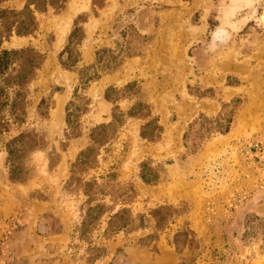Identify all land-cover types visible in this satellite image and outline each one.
<instances>
[{
  "label": "rangeland",
  "instance_id": "rangeland-1",
  "mask_svg": "<svg viewBox=\"0 0 264 264\" xmlns=\"http://www.w3.org/2000/svg\"><path fill=\"white\" fill-rule=\"evenodd\" d=\"M25 2L0 6L19 10ZM78 15L85 19L79 60L65 69L58 55ZM35 16L33 34L0 42V49L33 46L44 55L29 85L25 123L0 135V264H178L181 258L186 264H264L261 236L241 239L245 217L264 216V0H104L95 10L92 0H66L62 9L48 6ZM103 48L122 63L79 89L90 104L79 136L68 139L65 106L78 85L76 69L93 65ZM133 81L134 91L117 104L124 112L137 101L148 104L162 127L159 137L140 136L147 118L125 117L92 167L72 175L90 128L111 120L105 88ZM42 97L51 102L46 117L36 111ZM235 98L226 133L201 139L194 131L183 139L200 114L214 117ZM31 129L45 135L47 145L26 158L31 177L11 182L5 142ZM52 152L57 161L49 168ZM142 161L159 174L154 184L141 180ZM93 180L101 188L94 197ZM86 181L92 185L84 188ZM96 203L112 210L81 233ZM158 206L175 209L160 228L151 214ZM120 208L129 209L132 222L107 232L109 215ZM185 228L198 242L179 253L173 237Z\"/></svg>",
  "mask_w": 264,
  "mask_h": 264
},
{
  "label": "trees",
  "instance_id": "trees-1",
  "mask_svg": "<svg viewBox=\"0 0 264 264\" xmlns=\"http://www.w3.org/2000/svg\"><path fill=\"white\" fill-rule=\"evenodd\" d=\"M7 0H0V3ZM66 0H26L23 8L16 10L0 6V42L11 35L24 36L33 34L38 28V21L35 12H44L48 6L56 10L64 7ZM104 0H92V7L95 10L103 6ZM85 21L83 15H78L74 21L71 31L67 37L64 48L59 52L58 60L65 69H73L79 60L78 45L84 38V31L80 25ZM111 52L108 59H103L105 53ZM95 63L85 68L76 69L78 73V85L73 91V99L65 106V136L75 138L80 134V116L86 113L89 108V99L79 93V89L84 90L91 81L100 77L102 73L114 72L122 63L112 53L110 49H100L95 53ZM44 61V55L33 46L20 48L0 49V135L9 132L13 127H19L26 121L27 108L29 105L28 93L30 83L36 79L37 73ZM103 61V62H102ZM135 82H128L123 89L115 86H108L104 90V98L113 104L111 120L94 125L89 131V145L80 150L76 160L72 163L71 173L78 168H89L96 162L99 148L107 143L115 134L117 128L123 124L125 117L147 118V121L140 127L139 134L142 138L150 141L156 140L162 127L158 119L151 115L148 104L137 101L126 112L118 106V100L125 97V91L133 92ZM55 90H60L58 87ZM239 101L235 98L232 103H223L219 114L214 117H207L200 114L197 119L189 123L187 131L183 135L186 141L192 132H198V138L204 139L212 133H226L232 123L234 115L233 107ZM51 102L48 98L42 97L37 103L36 111L39 116L46 117ZM230 107V108H228ZM197 124V127H194ZM47 145L45 135L34 129L23 130L10 137L5 142L8 179L11 182L24 183L32 175L31 168L26 163V158L32 151L43 149ZM49 154V168L56 164V159ZM139 176L144 183L154 184L159 174L153 170L147 161H142L139 165ZM85 186H91V182L86 181ZM101 189V188H100ZM98 183L93 180V197L100 191ZM88 194V191L84 190ZM112 210L102 203H96L93 207H88L85 219L82 221L80 232H86L87 227L98 221L107 211ZM175 209L170 206H158L151 211L155 219V226L160 228L164 225L169 215ZM129 209L120 208L109 215L106 231H118L128 227L132 222ZM245 230L241 236L244 240L247 237L261 236L264 245V216L255 214L247 215L244 221ZM198 240L192 229L178 230L173 237V244L177 252L181 253L186 247L194 249ZM96 249V248H93ZM97 248L96 250H98ZM98 257L96 254L93 259ZM190 259L189 261H191ZM181 258L178 264H186Z\"/></svg>",
  "mask_w": 264,
  "mask_h": 264
}]
</instances>
